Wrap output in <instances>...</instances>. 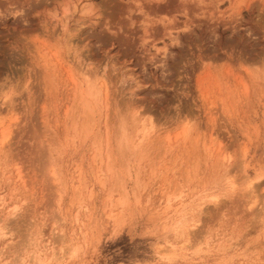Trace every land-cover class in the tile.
<instances>
[{
	"label": "rangeland",
	"instance_id": "obj_1",
	"mask_svg": "<svg viewBox=\"0 0 264 264\" xmlns=\"http://www.w3.org/2000/svg\"><path fill=\"white\" fill-rule=\"evenodd\" d=\"M1 231L0 264H264V0H0Z\"/></svg>",
	"mask_w": 264,
	"mask_h": 264
},
{
	"label": "bare ground",
	"instance_id": "obj_2",
	"mask_svg": "<svg viewBox=\"0 0 264 264\" xmlns=\"http://www.w3.org/2000/svg\"><path fill=\"white\" fill-rule=\"evenodd\" d=\"M88 88H89V87H88ZM91 88H92V87H91ZM93 91H94V90H93ZM95 92H96V90H95ZM106 94H107V93H106ZM95 95H96V94H95ZM95 95H94V96H95ZM143 127H144V126H143ZM143 129H144V128H143ZM140 130H142V129H140ZM142 132H145V131H142ZM1 199H2V198H1ZM195 222H196V221H195ZM196 223H197V222H196ZM3 234L5 235L6 233H5V232H4V233H2V231H1V234H0V236H1V235H3ZM3 237H4V236H3ZM22 262H23V261H22Z\"/></svg>",
	"mask_w": 264,
	"mask_h": 264
}]
</instances>
